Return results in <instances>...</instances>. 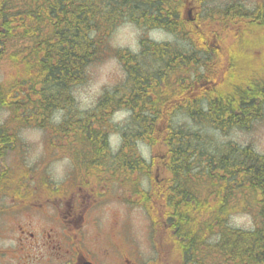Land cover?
I'll return each instance as SVG.
<instances>
[{"label": "trees", "instance_id": "1", "mask_svg": "<svg viewBox=\"0 0 264 264\" xmlns=\"http://www.w3.org/2000/svg\"><path fill=\"white\" fill-rule=\"evenodd\" d=\"M182 7L183 0H0V59L8 54L14 70L12 88L0 89V110L8 109L6 123L13 124L14 134L21 127L34 125L53 131L54 138L64 136L70 147L79 140L88 149L81 155L87 159L85 166L96 173L115 169L126 174L141 171L143 177H149L150 187L134 185L130 198L150 216L154 235L158 225V236L180 238L182 251L183 238H189V253L179 250L183 262L207 264L210 259V264H264V259L254 256L264 255V215L259 229L243 230L228 224L227 209V198L233 197L235 190L251 189L264 198V157L251 148L234 150L233 146L225 154L211 155L204 150L203 135L185 122L172 121L177 115L216 129L228 125L246 127L254 114H250L254 110L251 99L244 91L227 95L216 88L217 81L222 82L226 76L221 72L229 70L225 65L228 48L224 38L236 37L235 19L248 18L249 11L234 0L214 7L206 23H202L206 18H201L187 24L180 14ZM124 18L165 29L180 43L198 50L191 58L201 55L202 61L198 65L191 59L190 66H182L181 62L188 60L182 56L183 49L146 38L141 41L140 54L115 49L114 55L126 72L125 83L113 94L107 92L100 98L97 116L104 119L114 108L126 109L130 116L120 125L122 146L104 155L99 152L98 142L104 140L98 130L80 128L86 137H78L70 129L72 122L66 120L59 126L49 121L57 109L70 108L68 89L83 80L88 63L106 50L109 31ZM13 38L16 42L11 41ZM19 41L24 43L21 47L17 45ZM214 44L221 48L210 46ZM205 98L209 100L206 103ZM241 98L245 99L243 109ZM113 114L105 127L114 126ZM86 120L89 126L98 123H91L89 117ZM12 138L0 125V151ZM130 140L145 143L155 155L148 162L137 148L128 149ZM154 165L162 176L159 183L151 175ZM3 174L0 190L5 187L2 179L8 181L1 178ZM205 178L209 179L208 192L199 198L198 189ZM196 221L203 225L194 224ZM210 222L212 226L204 224ZM202 227L207 237L214 234L213 228L218 230L213 247L203 243L199 232ZM177 262L181 261L171 264Z\"/></svg>", "mask_w": 264, "mask_h": 264}, {"label": "rangeland", "instance_id": "2", "mask_svg": "<svg viewBox=\"0 0 264 264\" xmlns=\"http://www.w3.org/2000/svg\"><path fill=\"white\" fill-rule=\"evenodd\" d=\"M232 1L234 0H201L202 10L204 8L206 9V13L204 14L206 19L204 22L206 23L209 20L207 16L213 14L212 10L214 9V7L222 5L224 6L225 4ZM240 1H246L250 3L254 0ZM248 3H246L245 5L250 7ZM14 38L13 40H11L12 42H16ZM143 38L148 39L147 41L149 42L171 44L172 49H183L182 56H187L188 60L185 65L181 62L182 66H190L192 60L197 62L198 65H200V62L198 61H202L201 55H198L195 59L191 58L192 56L196 55L198 50H192L194 49V47L188 43H180V41L174 34L166 31L165 29L146 26L145 24H139L136 21L134 22L132 20L124 18L115 23V25L109 31L106 37V41L108 43L106 50H104V53L102 54L99 53L96 59L88 63L85 68V75L83 80L80 83L72 85L70 89H68L71 99L68 106L70 108H61L54 111L49 123H51L52 125L57 124L59 126H63L64 121L68 120L72 122V124H74L70 129H72L73 133H77L76 135L78 137H86L83 133V129L80 128L87 127L89 131H91L92 129H96L99 132L97 134L99 136H101L102 134V139L104 140V143L98 142V145L100 144V154L106 155V153L108 152L115 153L116 151H118V149H120V147L122 146L124 140L120 125L128 120L130 114L126 109L118 108L117 110H115L114 108L115 111L111 110L110 114H107V116L102 119V115L99 117L97 116V105L100 98L105 95V93L111 92L110 94H113V91L115 89L123 87L125 83L126 72L120 61L114 55V50L125 49L129 52L140 54L142 48L141 41ZM229 39H231V37L230 35H227L225 41L227 42L226 44L228 50L231 49V44H228L231 43V40ZM23 44V41H19L17 45L18 47H21ZM9 51L13 54L16 52L14 50ZM144 55L145 54H143L142 58L144 57ZM219 69L223 70L224 68ZM242 71L245 72L244 76L242 77L234 76L238 73L237 67H230L228 71H222L221 75L223 76L224 73L226 76L222 82H220L219 80L217 81L218 88L216 89L218 90V92L227 95H238L239 91H244V95L251 99L254 110L250 114H254L250 115V121H248V124L245 128H240L236 125H228L224 128L216 129L208 127L203 123L196 124L192 119H189L188 117L181 118L177 115H174L172 117V121L174 120V124L185 122L184 124L186 126L191 128L193 131H197L199 134L203 135L204 140H206L204 150L211 155H216V153L225 154L229 150V148L233 146L234 148H236L234 150H238L237 147H241V149L245 147L251 148L255 153L264 157V78H262V76H264V70L257 66L252 70L251 67L242 68ZM13 75L14 70L12 62L8 54H6L0 59V89H2V87L6 88V90L12 88L11 82L13 80ZM239 100L243 109L245 105V99L241 98ZM207 101L209 100L205 98V103ZM246 102L250 103L247 100ZM7 110L8 109L0 110V120L3 121L2 123L0 122V125H3L4 132L11 136L13 134L14 127L12 123H8L11 127L10 129L12 130V133H8L6 121L9 117V112ZM112 114L114 115V117L111 120L113 121L114 126L112 128H110L111 126L107 128L105 127V122L107 118ZM57 117H59L58 122L56 119ZM82 117H85V119ZM88 117L91 119V123H98L89 126V121L86 120ZM78 124H86V126ZM33 126L34 125H26L25 128L16 130V133L14 134V142L16 141V143L14 144L11 142L10 147L7 151L6 148L3 149L4 154L3 158H0V169L2 167H5L4 170H9L10 167L14 165V163L15 167L17 168V161L20 160L24 162L28 168L34 167L41 162L42 165H39L34 170V172L40 175L44 186H54L59 188L61 187L62 182L65 181L64 178L68 176L67 173H71V175L74 177L80 175V178H82V182H85L86 180L83 179V173H94L91 168L85 166V162L87 161L86 158H81L79 160L74 156L76 152H81L83 150L80 143H72V146L74 147H70L68 146V143H66L63 139L64 136H62V139H59L60 136L54 138L53 131H50L49 129L36 128ZM105 128L107 129L105 130ZM87 142L89 143V141ZM90 144L95 146V143L93 142H90ZM127 147L129 150H134V148H137V151H140V153L144 157H147L149 159L156 153L153 149L145 145V143L143 142L134 143L130 140V142H128L127 144ZM81 154L82 153H79V156ZM65 157H68L70 159V164L64 166L62 177L56 179L55 166ZM101 173L102 176L105 175L106 177H112L113 179L114 177L121 179L124 177L123 171L115 169L105 170ZM141 177L142 172L140 171L139 178ZM206 179L207 181H205ZM205 180L201 182L203 183V187L198 189L199 198L203 197L205 192H208L207 186L209 187V179L205 178ZM98 182L99 181L97 179L92 180L90 182V185L97 184V188L104 185L105 187L110 188L113 193L119 194L120 186L117 185V182ZM142 182L143 180L141 181V184ZM244 191L246 192H243L242 190H235L233 193V197L230 195L227 198V201H229L227 207V209L229 210L228 224L234 228L249 230L252 228L253 223H255V221L259 220L260 218L255 216L256 214H258V212L253 211V209L255 208L254 206L259 203L256 201L258 196L254 191H252L251 189H244ZM110 196H112L111 193ZM134 207L135 206L133 205H124L123 202L118 203L113 201L112 199H106V205H104L101 209L106 210L105 220L109 219L112 212L115 211V214H117L118 218L129 223L131 228V235L136 238L138 237L139 240L147 242L145 238H147V236L151 237L152 235L149 228V218L147 219L148 213L145 214L143 211ZM245 208H247V211L245 210ZM245 216L250 218V223L248 225L245 226L241 224L240 226H237L233 222V217ZM204 217L205 215L201 217V220ZM212 220H214V218H212ZM0 221H3L1 217ZM196 223L198 225H203L202 221L194 222V224ZM204 224H208L211 226L213 225L211 222ZM199 232L200 236L203 238V243L205 244H213V247L214 243L218 241V230L216 228L212 229V233L214 234L212 236H209L210 238L207 237L206 231L203 227L199 230ZM5 243V241L0 239V245H4ZM210 262L212 261L210 259H207L206 263L210 264Z\"/></svg>", "mask_w": 264, "mask_h": 264}, {"label": "flooded vegetation", "instance_id": "3", "mask_svg": "<svg viewBox=\"0 0 264 264\" xmlns=\"http://www.w3.org/2000/svg\"><path fill=\"white\" fill-rule=\"evenodd\" d=\"M236 1L249 11L246 15L250 16L235 19L236 37L232 38L225 65L237 68L259 66L264 70V0L250 3ZM205 13L201 0H183L180 12L183 19L191 17V22H194L205 18ZM210 46L221 48L218 44ZM7 127L8 133H12L9 124ZM9 144L4 147L6 151ZM4 148L0 151L1 159ZM4 169H0V174ZM10 169L1 176L8 181L0 190V217L3 220L0 221V239L6 242L0 245V264H171L177 260L181 262L176 264L186 263L182 261L179 250L182 254L185 250L189 253V238H183L182 251L180 238L158 236V225L154 235L148 214L152 235L145 238L147 242L131 235L129 223L118 218L115 211L105 220L106 210L101 208L106 205V199L123 202L124 205L130 202V206L134 203L128 200L131 191H135L134 182L123 187L124 191H130L128 198L123 194L111 197L108 187L90 185L96 178L90 173H83L85 182L81 181L80 175L74 177L67 173L68 177L64 178L59 188L44 186L40 175L21 161L17 168L14 164ZM127 176L130 180L135 177H130V174ZM149 179L146 177V186L150 184ZM154 181L160 182L158 171L154 174ZM258 203L253 211L258 212L255 216L259 218L264 215V198L259 197ZM135 207L144 212L140 204ZM261 226L259 218L250 231ZM254 256L264 259V255Z\"/></svg>", "mask_w": 264, "mask_h": 264}, {"label": "clouds", "instance_id": "4", "mask_svg": "<svg viewBox=\"0 0 264 264\" xmlns=\"http://www.w3.org/2000/svg\"><path fill=\"white\" fill-rule=\"evenodd\" d=\"M57 122L59 121V117L56 118ZM70 164V159L68 157H65L61 162H59L56 166H55V172H56V179H59L62 177L63 175V169L65 165ZM233 222L237 225L240 226L241 224L243 225H248L250 223V218L248 217H233Z\"/></svg>", "mask_w": 264, "mask_h": 264}]
</instances>
